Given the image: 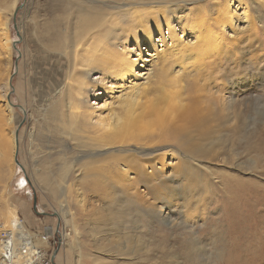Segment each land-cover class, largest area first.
Listing matches in <instances>:
<instances>
[{"label": "rangeland", "instance_id": "obj_1", "mask_svg": "<svg viewBox=\"0 0 264 264\" xmlns=\"http://www.w3.org/2000/svg\"><path fill=\"white\" fill-rule=\"evenodd\" d=\"M260 3L264 5V0ZM55 5L54 0H0V23L8 21L11 39L7 51L0 36V76L7 77L0 83V105L3 109L4 102L10 101L14 107L18 119L15 126H18L17 136L33 124L39 132V144L34 147L25 138H19L18 142L14 140L13 124L5 126L8 138H12L10 148L13 149L15 172L8 183H0V224L6 216V223L2 226L10 227L12 219L20 217L25 223L21 227L23 232L30 234L39 247L45 244L41 240L42 235H50L47 249L53 264H264V26L261 25L264 15L255 12L254 7L250 10L260 24L259 38L263 43H257L255 49L248 52L247 61H241L240 57L237 65H222L216 70L218 75L219 71L235 75L241 88L238 106L241 112L243 110V118L256 116V122L252 121L255 126L248 132L244 127H239L223 139L226 147L221 150L216 163L201 167L197 173L200 177H193L195 186L199 188L192 191V201L185 206L187 208H184L186 203L180 198L189 180L179 177L181 174L176 170V160L167 157L165 173L178 175L175 179L178 183L174 187L178 188V192L175 190L177 198L175 196L172 201L174 208L169 220L167 207L161 209L163 216L155 217L141 206L139 208L140 203L159 208L165 202H162L163 199L156 200L142 184L130 181L124 185L126 195L112 194L105 199L87 192L82 206L74 194L69 197L44 195V189L57 186L59 169L65 159L60 155V148L47 140L52 138L56 141L60 132L58 124L68 122L65 100H58V97L50 100L51 91L61 81L62 67H57L61 65L59 61L47 58L50 48L42 40L44 24L52 19ZM81 5L77 0H66L65 7L57 12L65 28L61 40L70 38L81 26ZM234 9L238 32L236 38L248 44L253 33L249 20L238 2ZM261 16L263 20L260 22ZM177 31L181 34L182 28L178 26ZM167 32L165 27V39L169 41ZM228 32L232 36L229 29ZM154 38L155 48L149 47L147 40H142L143 62L140 63L143 66L137 69L148 73L146 86L153 90L152 96L162 94L159 87L166 82L159 78L160 67H169L162 62L164 43L161 35L156 32ZM187 38L191 39L189 36ZM131 43L128 42L136 49V43ZM140 51L136 50L135 54L139 55ZM47 65L54 67L53 73ZM6 81L8 89L3 83ZM110 81L104 80L103 83L107 82L108 86L113 85L104 91L99 89L97 94H100L90 95L88 88L82 96L88 102V109L84 108L93 111L94 117H107L111 108L117 107L120 88ZM220 81L225 85L224 90L214 88L213 92L227 102L230 96L228 81L225 77ZM52 102L56 104L52 106ZM43 105L47 109L40 107ZM2 114L5 112L0 110ZM40 149L43 153H39L42 158L39 167L43 172H51L47 183L35 180L33 176L34 153L40 152ZM67 152L66 158H69L71 165L67 179L73 182V188H77L86 159L77 160L73 149ZM47 159L51 160V165L44 162ZM85 170L89 171V167ZM3 185L6 188H2ZM179 185L182 186L181 192ZM188 192L185 191L186 194ZM191 216L200 217L194 226H189L190 223L184 219ZM121 231H125L126 236L119 238ZM120 249L126 253L122 255L124 252Z\"/></svg>", "mask_w": 264, "mask_h": 264}, {"label": "bare ground", "instance_id": "obj_2", "mask_svg": "<svg viewBox=\"0 0 264 264\" xmlns=\"http://www.w3.org/2000/svg\"><path fill=\"white\" fill-rule=\"evenodd\" d=\"M65 1L54 0L53 17L44 24L42 33V40L50 48L47 58L59 61L61 65L57 67H62L63 71L61 81L51 91L50 100L53 97L65 100L68 112V122L58 124V139L47 140L60 148V155L65 159H62L63 164L59 169L58 184L55 182L57 186L42 189L44 195L69 197L74 194L82 206L87 192L105 199L112 194L124 195V185L130 181L142 184L156 200L163 199L162 202H165L159 206L160 210L155 205L145 206L138 202L139 208L141 206V209L155 217L163 216L161 209L167 207L170 220L174 208L172 201L178 192V188H174L178 175L165 173L167 157L176 160V170L181 174L179 177L189 180L184 191L179 185L180 192L183 191L180 199L186 203L184 208H187L185 206H189L192 201V191L198 187L193 177L201 167L216 163L221 150L226 147L223 139L239 127H244L248 132L255 126L256 116L247 115L243 118V110L241 112L238 106L241 88L237 85L239 81L235 75L220 71L218 75L216 70L222 65H237L240 57L241 61H247L248 52L254 50L257 43H263L259 38L260 24L255 13L252 15L250 10L254 7L255 12L264 15V5L260 3L261 0H77L82 4V24L70 38L63 41L60 36L65 28L57 12L65 7ZM237 2L243 6L253 32L248 44L236 38L238 32L234 21L237 7H234ZM259 20L261 22L263 16ZM261 25L264 26V21ZM178 26L182 28L181 34L177 31ZM165 27L168 29L169 41L165 39ZM8 29L7 20L0 23V36L7 51L11 43ZM156 32L164 43L162 62L169 67H160L159 78L166 82L159 87L162 94L152 96L153 90L146 86L148 73L137 69L143 66L140 63L143 62L142 40H147L148 46L155 48ZM129 41L136 43V49L128 44ZM136 50H141L139 55L135 54ZM47 66L52 72L54 67ZM222 77L227 79L229 85L227 102L213 92L214 88L224 90L225 85L220 81ZM6 78L1 75L0 83ZM107 79L119 86L120 99L107 117H94V112L87 110L88 102L82 96L88 88L90 95H96L99 89L104 91L112 87L113 84L108 86L107 82L103 83ZM3 83L8 89V81ZM55 104L52 102L51 105ZM4 106L2 109L0 105V110L5 112L0 115V183H8L15 172L13 149L10 148L12 138L9 139L6 134V124L14 125L12 133L17 142L19 138H25L34 147L39 144L38 127L34 124L16 135L18 119L15 109L10 101H5ZM40 107L46 108L45 105ZM69 149H73L77 160L86 159L77 188H73V182L67 179L71 172L70 160L66 158ZM39 153H43L42 150L34 153L33 176L35 180L47 183L51 172L40 169L42 158ZM49 156L52 157V154ZM44 162L51 165L49 159ZM87 167L89 171H84ZM132 174L134 176L130 177ZM88 180L90 182L86 184ZM180 184L183 185L182 181ZM186 190L189 191L187 194ZM5 217L0 226L6 223ZM199 218L191 216L184 219L190 223L189 226H194ZM16 220L17 217L13 218L11 224ZM7 227L2 226L1 230H7L4 229ZM24 236L22 239L30 240L31 244L33 241L37 248L48 251L45 246H37L30 234L24 232ZM124 236L125 231L120 235L118 233L119 238ZM41 240L47 242L43 235ZM7 242L14 244L16 240L14 242L13 237H9ZM13 254L17 256V263L22 262L24 254L20 255L15 250Z\"/></svg>", "mask_w": 264, "mask_h": 264}, {"label": "built area", "instance_id": "obj_3", "mask_svg": "<svg viewBox=\"0 0 264 264\" xmlns=\"http://www.w3.org/2000/svg\"><path fill=\"white\" fill-rule=\"evenodd\" d=\"M22 224L24 226L25 223L19 217L10 227L4 228L7 230L0 231V264H53L52 260L48 257V251L37 248L33 241L31 244L30 240L28 242L26 239H22L25 237L23 229L21 228ZM43 235L47 239L50 238V235L46 233ZM9 237H13L14 242L15 240L16 242L14 244L11 242L8 243L7 239ZM13 250L20 255L24 254L22 262H16L17 256L13 254Z\"/></svg>", "mask_w": 264, "mask_h": 264}, {"label": "crops", "instance_id": "obj_4", "mask_svg": "<svg viewBox=\"0 0 264 264\" xmlns=\"http://www.w3.org/2000/svg\"><path fill=\"white\" fill-rule=\"evenodd\" d=\"M43 242L45 243L44 246L47 248V243H48V242H45V241H43Z\"/></svg>", "mask_w": 264, "mask_h": 264}]
</instances>
